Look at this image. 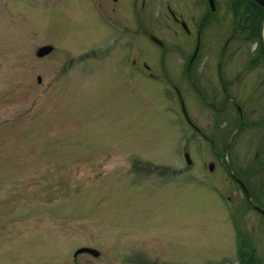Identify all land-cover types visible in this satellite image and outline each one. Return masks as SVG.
I'll use <instances>...</instances> for the list:
<instances>
[{"label": "rangeland", "instance_id": "obj_1", "mask_svg": "<svg viewBox=\"0 0 264 264\" xmlns=\"http://www.w3.org/2000/svg\"><path fill=\"white\" fill-rule=\"evenodd\" d=\"M152 3L0 0V264H242L241 252L264 264V217L232 177L264 210V53L249 67V3L218 0L189 76L196 40L163 5L197 19L205 0ZM221 53L222 71L244 76L230 89L242 127L209 91ZM81 247L100 254L74 261Z\"/></svg>", "mask_w": 264, "mask_h": 264}, {"label": "flooded vegetation", "instance_id": "obj_2", "mask_svg": "<svg viewBox=\"0 0 264 264\" xmlns=\"http://www.w3.org/2000/svg\"><path fill=\"white\" fill-rule=\"evenodd\" d=\"M113 3L112 8L116 9V5H118L117 7L120 8V10H122L123 8H126V0H109ZM214 1V7L215 10L213 12L210 11V6H209V1L205 0V3L208 6V12L206 13V15L202 16L201 15L199 18L196 19V17L194 15L189 16V14H186L187 16H185L183 13H179L175 10H173L172 8V4L167 3L166 5L162 4L168 15L166 16L167 19H170L171 22L177 27L179 28V30L188 37H193L196 40V47L194 49V52L190 55V59L188 60V62L186 64H184V69L183 71L185 72V74L187 76H189L190 74L192 75V73L196 72V64L195 62H197L198 60V52H199V48L201 45V37L203 35V31L205 29V25H207V23L209 24V20H213L214 23H217V19L215 18V13H216V9L219 6L218 4V0H213ZM224 1V6L228 11L231 10V8L234 7V4L236 3V0H223ZM153 0H141L140 4H137V0H133V4L130 5L131 7V11L134 13L137 12H142V11H146L147 9H153V8H157L158 4H154L152 3ZM183 2V1H181ZM199 3H201V0H199ZM177 7L179 5L174 4V7ZM236 7V6H235ZM188 8V6H187ZM168 29H171L170 27H168ZM173 34L176 33V31H172ZM151 37V36H150ZM231 39L228 38V41L226 42V45L231 42ZM162 47V46H161ZM225 57V53H221L217 59V69H216V74H217V78H216V84H213L212 88L209 91H216V95L217 96V91L222 92L223 93V101H222V108H218L215 109L217 111V113H219L220 116H223V114H225V109L228 108L229 105L232 104V106L235 108V111L238 112L239 114V120L242 121L243 119V111L241 109V106L238 105L236 102H234V97L230 95V89L232 86H234L235 83H237L239 80L243 79V75L241 76H237L234 75L232 77L228 76L224 71H222V66L225 65V62L223 61ZM261 52L258 53L254 59H250L249 61V67H253L254 65H258L259 62H261ZM224 62V64H223ZM147 70L148 67L144 66ZM249 70V69H247ZM246 70V71H247ZM205 82H206V86H207V76L205 74L204 71V64L201 63V86L199 87L200 91H199V96L202 100H204L205 102L207 100H205V95L203 93H201L202 89L205 88ZM264 84V76L263 79L261 81ZM193 87L195 88V84H193ZM177 93V91H176ZM231 102V104H230ZM207 105L211 108H213L211 106V104L207 101ZM190 125V124H189ZM193 130H195L197 133H199L201 135V137L207 139L205 137L204 134L200 133V131L193 127L192 125H190Z\"/></svg>", "mask_w": 264, "mask_h": 264}, {"label": "water", "instance_id": "obj_3", "mask_svg": "<svg viewBox=\"0 0 264 264\" xmlns=\"http://www.w3.org/2000/svg\"><path fill=\"white\" fill-rule=\"evenodd\" d=\"M254 1L264 9V0H254ZM209 5L211 7V10L214 11L213 0H209ZM152 40L155 41L156 43H158L160 46H162V43L159 40H157L156 38L152 37ZM52 52H53V47L46 45V46H42V47L38 48L35 52V55L37 58H44V57L50 55ZM37 83H39V84L41 83V77H39V76L37 77ZM181 106H182V112H183L184 117L189 121V118H188V115L186 113V110H185L183 103H181ZM184 160L188 166H190L192 164L189 153H187V152L184 153ZM208 168H209V171H213V164H209ZM238 183L241 186L245 197L247 198L248 201H250L251 196H250L246 186L244 185V183L241 180H238ZM253 208L256 211H258L259 213H261L262 215H264V210H262L258 206L253 205ZM81 254H88V255H91L92 257L97 258L100 253L96 249H93L90 247H81L74 252L73 259L75 260L77 258V256H79Z\"/></svg>", "mask_w": 264, "mask_h": 264}, {"label": "trees", "instance_id": "obj_4", "mask_svg": "<svg viewBox=\"0 0 264 264\" xmlns=\"http://www.w3.org/2000/svg\"><path fill=\"white\" fill-rule=\"evenodd\" d=\"M245 2L249 4H245ZM237 3H243L247 5V9L245 12V21L251 25V37H254L258 44V48L261 53H264V44L262 42V23L264 20V9L257 5L254 1L252 0H236V5ZM249 27V26H248ZM242 256V264H258L259 261L256 257L253 255L246 256L245 253L241 252L239 253Z\"/></svg>", "mask_w": 264, "mask_h": 264}]
</instances>
